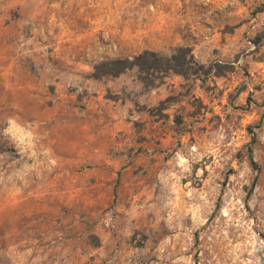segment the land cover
<instances>
[{"label":"rangeland","instance_id":"374dc122","mask_svg":"<svg viewBox=\"0 0 264 264\" xmlns=\"http://www.w3.org/2000/svg\"><path fill=\"white\" fill-rule=\"evenodd\" d=\"M0 264H264V0H0Z\"/></svg>","mask_w":264,"mask_h":264},{"label":"trees","instance_id":"16d2710c","mask_svg":"<svg viewBox=\"0 0 264 264\" xmlns=\"http://www.w3.org/2000/svg\"><path fill=\"white\" fill-rule=\"evenodd\" d=\"M192 63L188 47H177L168 55H161L154 50L144 49L131 57L125 56L101 60L93 66L91 75L95 78L118 76L126 70L136 69L139 80L144 85L153 86L169 72L182 76L195 74L197 70L196 67L192 66ZM247 149L249 159L252 165H255L252 149L251 147ZM254 186L255 181L252 182L248 193L252 191Z\"/></svg>","mask_w":264,"mask_h":264}]
</instances>
